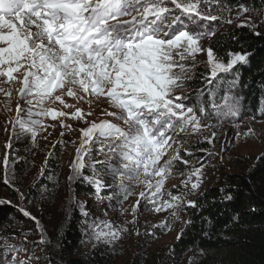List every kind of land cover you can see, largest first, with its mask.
Masks as SVG:
<instances>
[{"label":"snow or ice","instance_id":"obj_1","mask_svg":"<svg viewBox=\"0 0 264 264\" xmlns=\"http://www.w3.org/2000/svg\"><path fill=\"white\" fill-rule=\"evenodd\" d=\"M261 11L264 9L243 5L233 17V9L221 0H0V111L9 117L3 130L11 133L0 161V183L26 203H34L20 191L23 173L17 166L27 163V158L13 155L12 141L27 135L36 148L38 137L48 141L59 127L57 144L63 145L65 133L77 130L66 121L82 122L85 127L78 129L79 145L66 177L69 192L65 211H79L85 242L95 241L115 249L122 237L140 236L137 223L143 211L164 214L162 221L151 225L153 229L171 231L173 221L190 225L191 220H182L181 213L201 207L198 194L206 170H215L217 163L222 165L228 151L227 145L215 150V125L205 121L213 115L217 119L240 118V123L247 120V129L237 131L236 138L243 137L245 144L249 140L264 143V128L255 127L256 123H264V111L258 115L242 111L243 102L235 92L238 67L249 64L251 53L243 49L229 51L225 59L211 47L219 42L212 39L216 30L211 22L215 21L228 25L239 21L237 28L264 36L260 31L264 17L257 20ZM250 12L253 15H247ZM232 39L239 38L233 34ZM201 53L206 54L210 73L207 83L213 85L207 91L211 112L202 100L203 90H197L195 104L185 103V89L196 76ZM221 91L222 103L216 100ZM97 108L111 119L90 121ZM48 118L51 122L45 124ZM190 137H196L195 143ZM202 142L213 148L197 147ZM193 148L204 155L197 166H191L189 159L196 154ZM52 155L49 151L45 156L34 188L42 182ZM256 159H264V151ZM177 163L184 170L174 173ZM175 175L186 178L172 185L177 189L173 192L165 185ZM81 181L90 186L97 204L105 199L104 191L119 190V196L106 198L104 215L113 206L112 201L122 205L133 195L136 185H143L147 191L138 194L130 210H119L120 215H131L127 224L132 227L90 216L87 200H80L72 191V186ZM58 186V181L53 184ZM220 192L225 201L233 198L223 188ZM40 196L49 201L55 193L45 186ZM141 200L145 201L143 209ZM11 203L10 199L0 198V205ZM18 211L35 222L40 238L29 242L31 230H21L23 240L16 243L10 242L16 240L15 231L11 236L0 235V264H40L41 259L52 264L50 256L35 253L36 247L44 251L51 245L40 220L26 207H18ZM183 232L182 226L177 240ZM202 234L210 238L209 230ZM144 235L154 238L155 231ZM203 255L198 247L189 264H199L197 256Z\"/></svg>","mask_w":264,"mask_h":264},{"label":"trees","instance_id":"obj_2","mask_svg":"<svg viewBox=\"0 0 264 264\" xmlns=\"http://www.w3.org/2000/svg\"><path fill=\"white\" fill-rule=\"evenodd\" d=\"M221 2L229 7L246 5L251 9H264V0ZM233 34L239 39L233 40ZM217 39L219 42H213L211 47L225 59L229 51L243 49L251 53L249 64L238 67L239 85L236 90L240 93L243 109L258 115L264 111V36L257 37L247 28H242L218 35L213 41ZM202 82L195 81V92L207 89V84ZM18 145L24 146L21 142ZM60 156L55 146L45 177L38 187L28 189V196L36 197L45 186L50 191L54 189L50 180ZM75 187L74 191L81 196H94L84 182L76 183ZM221 188L225 189V194L231 193L233 198L223 200ZM198 200L201 207L185 211L186 220L190 219L192 223L185 225L182 237L166 255L170 262L189 264L186 259L192 257L199 247L205 253L197 256L199 264H264V159L254 161L246 171L225 175L219 185L198 196ZM16 217L21 218V214L13 204L0 205V233L11 232L10 227ZM25 220L30 222L28 218ZM205 230H209L210 238L202 234ZM83 232L82 217L73 210L63 218L60 232L53 236L51 245L44 251L56 258L53 260L55 264H113L112 252L97 243L88 246Z\"/></svg>","mask_w":264,"mask_h":264},{"label":"rangeland","instance_id":"obj_3","mask_svg":"<svg viewBox=\"0 0 264 264\" xmlns=\"http://www.w3.org/2000/svg\"><path fill=\"white\" fill-rule=\"evenodd\" d=\"M233 9L232 16H235V10L238 7H231ZM249 8V7H248ZM251 9V8H250ZM247 15H253V13H248ZM261 17H264V11H261L259 16L257 17V20L259 21ZM239 23V21H236V23H233L231 25H228L221 21H215L211 22V26L216 30V36L221 34H227L232 33L236 30H240L242 28H237L236 24ZM248 29V28H247ZM249 30V29H248ZM261 32H264V27L260 28ZM213 37L212 39H214ZM205 45L209 44L208 40L204 41ZM199 65L196 69V76L193 81L190 82V86L185 89V93L188 94V99L185 101L186 104H195L197 101V92H195V89L193 88L195 81L202 80V83L207 84V89L205 88V95L202 97V100L206 107H208L209 111L211 112V107L209 104L210 97L207 95V91L210 87L213 85H209L207 83V78L210 76L209 70L206 67V54L201 53L198 55ZM231 77H229L230 79ZM236 94L240 96V93L235 89ZM15 95V93H14ZM223 95V91L220 92V94L216 97L217 102L222 103L220 100V96ZM241 98V96H240ZM242 100V99H241ZM69 103H73L71 99L68 101ZM50 107L52 105H49ZM81 106V105H77ZM25 107H27L25 105ZM83 107L85 110H87L88 105L84 104ZM103 107L108 108L107 105H104ZM198 107V105H197ZM13 113L12 116L15 115V100H13L12 103ZM109 111H111V108H108ZM242 111L247 112V109H242ZM248 113V112H247ZM251 114V113H248ZM9 117L3 112L0 111V161H2V157L4 155V144L6 141H8L10 136V131L5 132L3 130V126L5 125L6 119ZM90 121L94 120L97 123L104 119H111V117L105 116L101 113V110L99 108L96 109L94 114L89 118ZM50 118L45 119L44 123L49 124ZM70 122L74 125V128L77 129L73 131L72 133H65L63 140L65 141V144H57V140L59 139V133L61 132V129L57 127L55 131L52 133V136L49 138L48 141L42 140L40 137L37 138L38 141V147L33 148L30 137L24 136L19 141L13 140V155L19 154L22 157L27 158V163L21 162L17 166V170L20 173H23V181L19 185L20 191L25 193V196L28 201H34V203H26L25 200H22L20 196L10 189H8L3 183H0V198H7L12 201L11 204L17 209L18 207H26L27 210H29L32 215L36 216L40 222L43 228L46 230L45 232V238H50L52 240L53 236L56 235L61 230V224L63 222V218L67 216L70 212H66L65 208L67 207L66 198L68 196V188L66 184V177L68 175V169L69 164L73 160L75 156V148L79 145V138H80V132L79 128L85 127V125L82 122H76V121H66ZM205 123L215 125V131L217 133L218 139L215 142L214 148L216 151H220L222 147L227 145L228 151L224 155V160L222 165L217 163V167L215 170L213 169H207L206 170V180L203 184V187L199 191L198 196L202 195L204 192L209 190L212 187H215L219 185V183L222 181V178L227 174H236L241 173L243 171H246L253 163L256 161L257 156L261 153V151H264V143L260 142H253L252 140H249L247 144L244 143L243 137L237 139L236 138V132L237 131H245L248 127L247 120H244L243 123H240V118H222L217 119L215 115H213L211 120H206ZM240 124V127L237 128L236 125ZM9 129L11 126H8ZM255 127L259 130L264 128V123H256ZM205 135H208L207 132H205ZM193 143L196 141V137H190L189 138ZM76 141L75 144L70 143V141ZM235 141V142H233ZM21 142L24 144V146H17V144ZM55 145L57 147V151L61 153L59 164L55 170L54 173H52V178L50 181L53 183L59 182L58 187H53L54 189L50 192L55 193V196L53 199L49 201H45L41 198L40 193L44 190H41L39 194L36 195V197L28 196L27 191L29 188H32L37 181L39 180V169L41 168L44 158L47 155L49 151L54 150L52 147ZM197 147H202L205 149H212L213 146L209 145L206 142H202ZM21 148V149H20ZM193 152H195V156L189 158L191 160V166H197L198 165V159H203L204 155L202 153L196 152V148L192 149ZM95 155V154H94ZM214 163L216 161H213ZM20 167V168H19ZM98 168H101V166H97ZM23 169V170H21ZM184 170V166L182 164L177 163L176 166L173 169L174 173L180 172ZM86 174H90V170H85ZM45 174V173H44ZM45 177V176H44ZM186 177L175 175L174 178L168 180L166 182L165 188L167 190H171L173 192H176L177 189H173V184H180V181L182 179H185ZM105 179L107 177L105 176ZM0 180H2V170H0ZM108 183H111V181H107ZM77 183H82L77 182ZM87 186H89L87 184ZM90 187V186H89ZM75 184L72 186V191L75 193V195L80 200H87L88 203V211L90 213V216L93 217H99L102 220H108L112 221L117 226H128L132 227L131 225L127 224V221L131 220L132 217L128 213L125 215H120L119 210L120 209H129L131 206L136 202L138 199V194L141 191H147L143 185H136L133 188V195L129 196V198L126 201H123L122 205H117L115 201H112V207L108 208L107 215H104V205L105 203H108L107 197L109 195L113 196H119L120 192L118 189L113 188L111 192L104 191L102 195L105 197L104 200H102L99 204L95 203L96 200L95 196L92 197H84L79 195L75 190ZM166 198V197H165ZM196 198V197H192ZM145 201L141 200V208H144ZM77 213L80 215L79 211L76 210ZM20 213V212H19ZM21 214V213H20ZM165 218L164 214H152L148 211H143L138 215V223L137 227L140 231V236H136L134 234L127 235L126 238L122 237L119 242L117 243L115 249H113L110 245L105 246L102 243H97L106 249L110 250L113 255V264H181L180 262L172 261L170 262L167 258V254L171 251L172 246L176 243L177 239L176 236L180 232L181 227H185V225H182L180 221H173L171 225V231H163L158 229H153L151 225L157 224L160 221H162ZM182 220H186V214L185 211L181 213ZM26 217H23L21 214L20 217H16L15 220H13V226L10 227V231L2 232L0 235L4 236H11L13 231L16 233V240L10 241L13 243H16L20 240H23V236L20 235L21 230L24 232H28L31 230L30 234L28 235L29 242H35L38 241L40 238V235L38 231L36 230L35 222L30 220L29 223L26 222ZM155 231V237L149 238L144 235L145 232H151ZM95 241L87 242V245L94 244ZM28 246H31L30 244ZM35 253L37 256L41 257H48V253L46 251H41L40 247L35 248ZM52 264H55L53 260V256L50 255ZM190 258V256L188 257ZM186 259V261L189 259ZM40 264H48L47 259H41Z\"/></svg>","mask_w":264,"mask_h":264}]
</instances>
